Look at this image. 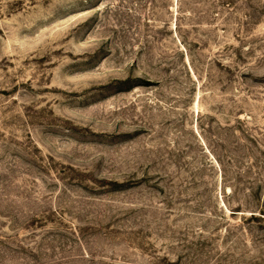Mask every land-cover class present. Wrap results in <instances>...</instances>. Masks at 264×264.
I'll return each instance as SVG.
<instances>
[{"label": "rangeland", "instance_id": "obj_1", "mask_svg": "<svg viewBox=\"0 0 264 264\" xmlns=\"http://www.w3.org/2000/svg\"><path fill=\"white\" fill-rule=\"evenodd\" d=\"M0 264H264V0H0Z\"/></svg>", "mask_w": 264, "mask_h": 264}]
</instances>
